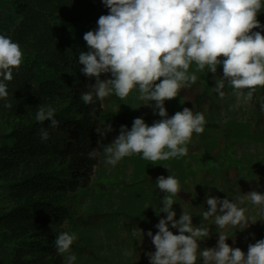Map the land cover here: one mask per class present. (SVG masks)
I'll list each match as a JSON object with an SVG mask.
<instances>
[{"label":"clouds","instance_id":"9594fccd","mask_svg":"<svg viewBox=\"0 0 264 264\" xmlns=\"http://www.w3.org/2000/svg\"><path fill=\"white\" fill-rule=\"evenodd\" d=\"M101 2L108 14L98 18L95 30L83 35L88 51H80L78 55V63L83 66L80 71L86 77L95 78V84L88 85L90 91L82 92L80 99L86 105L113 94L125 99L133 89H138V99L161 117L151 126L143 118H135L130 130L121 125L115 139L101 145L105 163L115 166L125 157L142 154V159L155 164L188 154L186 145L193 133L204 132L205 116L184 107L169 117L164 104L176 98L182 88L197 81V75L189 72L193 62L196 71H203L207 66L213 76L222 65L223 75L215 84L220 98L226 95L223 91L226 84L245 103L253 99L258 87H264V35L261 34L264 25L257 19L262 0ZM23 57L20 45L0 34V99L8 100L6 82L13 80V70H19ZM102 74H110V78L102 80ZM4 106L12 108L10 102ZM55 112L50 105L40 106L35 119L41 123L48 121L50 127L57 128L59 121L55 119ZM89 115L95 118L94 112ZM96 131L104 138L113 128L109 123ZM40 138L47 141L49 132L40 129ZM96 155L97 149L88 153L89 158ZM156 183L165 193L159 212L166 216L155 225L158 229L155 235L151 230L146 233L155 247L154 252L146 253L150 264H197L198 255L203 264H264V239L250 243L245 253L239 247L229 246L228 237L219 234L215 247L200 250L198 241L208 238L210 230L194 226L192 216L186 212L175 219L172 206L173 197L180 191L179 180L161 175ZM246 195L252 204L264 205V194L253 190ZM206 204L208 210L203 212L204 219L214 218L219 228L249 226L247 209L239 207L236 201L206 196ZM170 227L179 234H173ZM138 231L143 237V230L138 228ZM76 239L75 233L62 232L54 240L59 254L68 253L67 264L76 261L75 254H71Z\"/></svg>","mask_w":264,"mask_h":264},{"label":"trees","instance_id":"16d2710c","mask_svg":"<svg viewBox=\"0 0 264 264\" xmlns=\"http://www.w3.org/2000/svg\"><path fill=\"white\" fill-rule=\"evenodd\" d=\"M7 1L16 8L19 18L13 29L3 34L20 45L24 57L19 70H13V80L6 82L8 100L0 99V186L8 190L9 198L8 209L0 212L3 236L0 246L8 249L7 254L0 253V264H64L63 254L57 252L54 244L59 234L52 229V221L56 215L82 224H95L107 218L113 213L80 206L76 199L91 187L105 192L110 184L118 183L113 178L90 179L96 156L89 158L88 153L95 149L97 137L92 125L95 119L89 113L101 110L99 100L94 97L95 103L86 105L80 99L86 89L67 90L70 77L66 75L74 59L70 31L79 21L92 18L101 0ZM257 19L264 25V14L260 12ZM189 72L198 77L189 87L192 98L186 99L191 100L189 107L195 108L192 110L195 114L201 112L205 100L214 99L216 83L207 66L196 71V65L192 64ZM180 95L181 91L176 98ZM111 96L125 115L122 100L115 94ZM6 102L12 108H6ZM49 105L56 109L57 128L50 127L48 121L41 123L35 119L38 108ZM124 115L119 123L130 130ZM220 125L206 121L204 129ZM42 128L49 132L47 141L40 138ZM132 156L142 158V154ZM161 175L146 174L135 181L119 183L157 185V177ZM114 214L126 220L128 245L134 249V225L144 218L152 219L154 213L148 209ZM195 221L198 227H205L198 217ZM259 236L263 238L264 229ZM74 245L82 249L79 243ZM197 264H203L201 257Z\"/></svg>","mask_w":264,"mask_h":264},{"label":"rangeland","instance_id":"374dc122","mask_svg":"<svg viewBox=\"0 0 264 264\" xmlns=\"http://www.w3.org/2000/svg\"><path fill=\"white\" fill-rule=\"evenodd\" d=\"M261 13L264 14V5ZM107 14L108 9L100 2L92 12V18L79 21L70 31L74 59L66 75L70 77L67 90L90 91L88 85L95 84V78L86 77L80 71L83 66L78 63V55L80 51H88L83 35L89 30H95L98 18ZM18 18L16 8L9 1L0 0V34L10 32ZM220 66L214 76L215 83L223 75ZM54 77L57 78L56 75ZM106 78H110V74L101 75L102 80ZM37 79L41 77L37 76ZM224 92L226 95L223 98H220L216 92L214 99L205 100L200 112L204 114L206 121L221 125L217 128L204 129L202 134L193 133L191 141L186 145L188 149L186 156L157 161L155 164L133 156L123 158L115 166L105 163L106 156L101 145L110 144L119 134L121 126L119 118L124 115V110L119 108V104L111 95L102 101L99 100L101 110L95 114L92 125L96 131L110 123L113 131L107 133L104 138H101L97 131L95 133L100 144L96 142L95 145L96 163L90 179L106 177L113 178L118 183L110 184L105 192L91 187L80 193L76 199V203L80 206L113 213L107 218L95 224H82L70 222L56 215L52 221L51 227L58 234L68 232L77 235L76 241L71 246V254L76 256L74 264H150L146 253L154 252L155 247L146 233L151 230L155 235L158 231L155 225L159 219L166 216L165 213L159 212L165 193L161 192L157 185L125 186L119 183L123 180L132 182L146 174L156 176L167 174L179 180L180 191L173 197L175 203L172 210L176 212L177 220L182 212H186L192 216L194 226L198 227L195 221L198 217L203 225L209 228L210 236L198 241L200 250L215 247L219 234L228 237L226 243L229 246L239 247L245 253L250 243L254 244L257 240L264 239V236L263 238L259 236V232L264 229V205L252 204L246 195L253 190L264 194V102L262 101L264 87H258L253 99L248 103L242 98L238 99L227 84ZM138 96L139 92L133 89L127 98L121 99L122 105L126 107L124 117L130 128L135 118H143L149 126L161 119L158 115H154L153 108L145 106ZM179 97L165 101L164 106L169 117L177 111H182L184 107L195 109L189 107L191 100L186 101L187 98H192L189 87L182 88ZM154 103V101L150 102L151 105ZM227 125H230L229 129L226 128ZM205 155L214 158L205 159ZM206 196L228 198L230 202L236 201L239 207L247 209L245 214L249 226L243 229L229 225L221 229L214 224V218L205 220L203 212L208 210ZM8 200V190L0 186V212L8 209ZM148 209L154 213V217L144 218L134 225L136 247L132 249L128 245L126 236V220L114 212L141 213ZM138 228L145 233L143 237L139 234ZM170 230L173 234H179L177 229L170 227ZM2 237L0 231V238ZM75 243H79L82 249L78 250ZM0 253L7 254L8 249L0 246ZM67 255L68 253L63 254L64 264H67Z\"/></svg>","mask_w":264,"mask_h":264}]
</instances>
